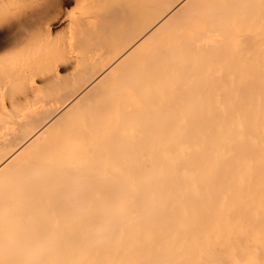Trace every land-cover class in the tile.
I'll return each mask as SVG.
<instances>
[{
  "label": "bare ground",
  "instance_id": "bare-ground-1",
  "mask_svg": "<svg viewBox=\"0 0 264 264\" xmlns=\"http://www.w3.org/2000/svg\"><path fill=\"white\" fill-rule=\"evenodd\" d=\"M88 2L0 78V264H264V0Z\"/></svg>",
  "mask_w": 264,
  "mask_h": 264
},
{
  "label": "rangeland",
  "instance_id": "rangeland-1",
  "mask_svg": "<svg viewBox=\"0 0 264 264\" xmlns=\"http://www.w3.org/2000/svg\"><path fill=\"white\" fill-rule=\"evenodd\" d=\"M48 1L4 0L0 4V20L7 17L13 22L19 17V14L32 8L24 7L25 5H32L34 3L46 4ZM88 3V0H70L69 2L62 3L60 6L61 19L59 18L50 23L46 21L45 17H42L39 18L41 19L40 21L39 19H34L32 24H36H30L32 26L24 28L23 31H17L15 28L16 31L10 33L11 35L13 34L12 38L9 36L10 38L6 41L7 43L5 42L0 45V74L2 75H0V78L4 79V77L6 78V76H10L11 74L10 77L14 80L16 78L15 74H13L14 71L16 72V70H20L22 67H27L28 65L36 64L39 67L37 69H42L44 67L42 64L49 58L48 56H51L53 52H57L58 47L59 50L64 47L72 35L79 33V19L84 15L94 12V7L88 6ZM3 31V29H0V33ZM62 68L64 69L59 73L60 83L70 74L69 69ZM19 74L18 76H20ZM9 76L7 77L9 79H6L10 81L11 78ZM17 79L14 81L13 89L15 92L22 93L26 85L23 84L24 86L22 87V79L19 77L21 84L20 82H16ZM35 87L38 88L35 95L36 98L34 97L35 99L38 100L39 97H42L40 99L46 97L48 92L46 84L37 83ZM35 99H33L34 104H38L40 99L38 101Z\"/></svg>",
  "mask_w": 264,
  "mask_h": 264
},
{
  "label": "snow or ice",
  "instance_id": "snow-or-ice-1",
  "mask_svg": "<svg viewBox=\"0 0 264 264\" xmlns=\"http://www.w3.org/2000/svg\"><path fill=\"white\" fill-rule=\"evenodd\" d=\"M24 7H32L37 9H42L45 7V4L43 3H34L32 5H25ZM50 22V21H49ZM12 24V21L9 18H4L3 20H0V27L9 26ZM15 28L17 31H23L25 28V25L23 24V21H19L15 24ZM83 127V125H82ZM82 150V144L79 139V133L75 130L70 131L66 140V143L64 145V152L65 154L71 158L73 154H75L78 151Z\"/></svg>",
  "mask_w": 264,
  "mask_h": 264
}]
</instances>
